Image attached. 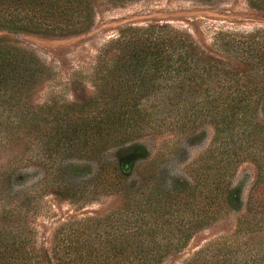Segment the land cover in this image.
Instances as JSON below:
<instances>
[{
	"label": "trees",
	"instance_id": "trees-1",
	"mask_svg": "<svg viewBox=\"0 0 264 264\" xmlns=\"http://www.w3.org/2000/svg\"><path fill=\"white\" fill-rule=\"evenodd\" d=\"M104 1L120 5L131 0H0V30L78 35L93 26L95 6ZM247 1L264 11V0ZM214 41L211 50L198 47L190 34L168 22L119 27L98 56L94 94L68 104L64 116L47 122L41 133L46 173L61 185L65 179L56 163L65 149L95 160L109 146L148 128L182 132L208 122L215 130L214 144L199 158L184 200L162 202L142 190L125 213L70 226L55 236L51 253L57 264H162L198 226L214 218L216 209H241L240 191L232 185L241 151L258 165V182H264L262 149L255 144L264 135V124L256 120L264 114V27L221 31ZM40 72L32 52L0 40V109L13 100L10 107H19L23 93L40 82ZM26 116L20 120L26 123ZM221 139L230 147L220 157L215 143ZM145 153L140 147L122 163V172ZM102 169L100 177L105 176ZM120 176L111 177L113 187L121 184ZM13 216L17 233L0 245V264H41L23 232L21 213ZM44 256L47 260L46 251ZM234 256L218 264H238Z\"/></svg>",
	"mask_w": 264,
	"mask_h": 264
},
{
	"label": "rangeland",
	"instance_id": "rangeland-1",
	"mask_svg": "<svg viewBox=\"0 0 264 264\" xmlns=\"http://www.w3.org/2000/svg\"><path fill=\"white\" fill-rule=\"evenodd\" d=\"M154 21L184 30L198 47L211 50L221 31L263 28L264 11L251 7L247 0H131L120 5L104 1L95 6L93 26L78 35L0 30V40L32 52L41 68L40 82L23 93L19 107H10L15 104L13 100L0 109L2 247L17 233L10 220L18 212L34 255L40 256L41 264H57L51 253L55 236L70 226L125 213L128 202L141 199L142 190L162 202L182 201L188 195L199 158L214 144L215 130L208 122L182 132L177 128H148L132 140L109 146L95 160L65 149L56 163L63 171V185L48 177L49 164L41 148V133L47 122L64 116L68 104L94 94L98 56L117 29ZM23 115H27L26 123L20 120ZM256 120L264 124V114ZM215 144L220 157L230 147L222 139ZM255 144L261 147L264 159V135ZM140 147L145 148L146 155L135 159L130 170L123 173L122 163ZM241 152L243 160L232 179L240 191L241 209H216L214 218L198 226L185 246H178L162 264H218L230 254L236 255L238 264H264V182H258V165L246 151ZM101 168L106 178L98 176ZM115 172L121 174V184L113 187Z\"/></svg>",
	"mask_w": 264,
	"mask_h": 264
}]
</instances>
